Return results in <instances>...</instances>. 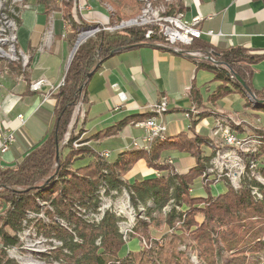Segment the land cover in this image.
Instances as JSON below:
<instances>
[{
	"label": "trees",
	"instance_id": "trees-1",
	"mask_svg": "<svg viewBox=\"0 0 264 264\" xmlns=\"http://www.w3.org/2000/svg\"><path fill=\"white\" fill-rule=\"evenodd\" d=\"M97 1L108 4L113 11L109 13L107 26L141 15L142 2L139 0ZM38 2L43 3L47 11L55 7L51 0ZM75 4L76 0H62L60 3L62 18L70 28L67 39L71 46L80 28L96 24L85 21L77 10H73ZM162 4L166 6L162 16L184 14L188 10L182 0L173 3L162 0ZM11 8L15 14L9 13V16L18 26L19 8L16 5ZM122 9H128L129 13ZM149 30L152 34L146 38ZM162 44L164 41L158 34V27L144 25L106 33L100 30L77 48L63 84L51 95L55 102L53 111L47 112L41 106L36 111L37 117L48 126L42 142L31 146L25 141L29 152L14 166L0 170V264H14L4 258L6 248L20 246L18 236L29 228H33L37 237L59 242L50 254V261L59 264H193L189 249L199 264H264V186L247 177L235 189L224 178L221 180L224 191L212 196L210 185L214 180L203 183L201 177L213 158V152L204 155L203 151L209 140L188 134L193 133L202 119L220 117L221 114L212 108L232 94L240 95L246 108L264 113V90L257 91L250 83V66L263 60L264 55H251L240 47H214L202 39H194L190 45L181 47V52ZM128 46H131L128 50L155 47L181 56H186L188 51H199L215 63L208 58H188L197 70L212 73V82L217 85L208 92L206 99L200 90L191 88L190 100L195 111L190 112L188 132L172 137L164 135L155 139L148 149L131 147L120 152L115 159L109 157L112 161H108L109 158L101 157L86 145L74 147L72 143L78 142L80 132L74 135L75 129L68 128L77 102L85 107L88 105L89 74L94 75L100 69L101 64L111 57V51ZM8 68L25 76L26 72L19 63H12ZM236 77L246 83L251 96L248 97ZM155 115L153 112L128 116L90 139L110 137L130 122ZM232 124V130L239 131V126L236 128ZM67 130L70 136L64 142ZM253 135L260 142L254 152L242 154L247 173L251 172L250 163L259 165L264 162V131L255 129ZM170 150L188 154L195 160V165L185 173L174 172L173 166L160 161L161 154ZM85 155L92 156V159L75 168L74 162ZM141 159L146 161L148 168L164 174L132 184L124 182L123 176ZM256 171L264 178V166L257 167ZM198 178L202 179L204 198L192 197L190 193L194 180ZM122 192L127 193L129 207L135 213L141 209L148 220L138 218L130 238H144L149 242V248L122 252L125 246L119 229L122 217L107 209L99 220L95 218L106 199H116ZM41 214L43 218L39 216ZM156 215L162 217L164 228L153 235L152 229L160 225Z\"/></svg>",
	"mask_w": 264,
	"mask_h": 264
},
{
	"label": "crops",
	"instance_id": "crops-1",
	"mask_svg": "<svg viewBox=\"0 0 264 264\" xmlns=\"http://www.w3.org/2000/svg\"><path fill=\"white\" fill-rule=\"evenodd\" d=\"M61 1L51 0L55 7L50 11H47L38 0H26L23 7L19 8L17 45L30 59V65L25 76L16 74L11 68H5L6 75L2 78L3 81H0L1 116L5 120V125L15 131L16 137L10 150L0 158L1 168L18 163L29 152L24 142H29L31 146L39 145L48 129L46 123L36 115L40 106L47 112L53 111L55 102L43 100L49 91L48 88L44 87L39 92H32L27 88L29 82L39 77L46 78L51 84H57L65 77L71 45L67 39L70 28L62 18ZM81 1L91 6L90 11L80 12L88 22H98L99 18L104 16L102 11H105V6L97 0ZM182 2L188 9L187 13H184L186 20L200 17V28L213 32V35H203L201 38L203 41L214 47H240L248 50L251 55H264V0H182ZM51 18L53 40L48 44L46 35ZM188 57L190 56L174 55L155 47H141L119 52L103 62L87 84L88 105L83 110L81 120L86 146L99 154L109 152L111 158L115 159L120 152L131 148L134 140L140 141L145 137V131L135 126L140 121L130 122L110 137H101L97 140H91L90 137L128 116L153 113L154 107L162 102L166 103V110L154 118L165 123L167 128L165 135L172 137L183 131L188 132L189 119L185 118L184 112L192 107L191 88L200 90L206 99L208 92L217 85L212 82V73L203 69L197 70ZM250 69L252 87L257 91L264 90V59L251 65ZM212 109L220 114L231 112L237 114L245 111L253 115L254 120L264 122V113H256L246 108L238 94L224 97ZM18 115L24 118L21 126L16 121ZM215 122L214 117L202 119L194 127L193 133L188 132L190 136L196 134L209 140V145L203 151L204 155H211L213 152L212 157L215 149L221 148L214 146L217 143L214 140L217 131ZM242 122L243 125H232L240 126L239 135L246 137L248 134L245 130L246 122L245 120ZM85 157L89 161L92 159L90 155ZM168 160L172 161L173 167L179 173H185L195 165V160L188 154L173 150L161 154V162ZM162 174L164 173L148 168L146 161L141 159L123 176V180L132 184L134 181L139 182ZM222 185L221 181L210 185V194L212 196L221 194L224 191ZM192 192L191 189L192 197L206 196L203 184L195 195ZM107 200L106 203L110 202ZM136 240L131 241L135 249L129 246L126 251L139 250Z\"/></svg>",
	"mask_w": 264,
	"mask_h": 264
},
{
	"label": "rangeland",
	"instance_id": "rangeland-1",
	"mask_svg": "<svg viewBox=\"0 0 264 264\" xmlns=\"http://www.w3.org/2000/svg\"><path fill=\"white\" fill-rule=\"evenodd\" d=\"M6 1L7 0H0V15H1V10H3V5L4 4L6 5ZM139 1L142 2L141 15H139L138 17H136L134 19H124V20H122L119 23H114L113 22L109 26H107L106 23H107V20H108L109 13H113V11H111V8H110V6L108 4H105V5L103 4L106 7V8L104 7L105 11L104 10L102 11V14L104 16L100 17L98 15V17H100L99 18L100 20H98V22H96V24L95 23L93 25L90 24L89 26L80 28L78 30V35L75 38V42L77 41V47L74 50L75 42H74V44L72 46L69 47L70 56H69V61L67 62L68 65H69V62L71 61L74 53L76 52L77 48H79V46L83 42H85L87 39L92 38L93 36H95V34L98 31H100V30L101 31H105V33H106V32H113V31H120L122 29L129 28V27H139V26H144V25L156 26L154 24H151L152 21H150V20H152L153 18H155L157 16L156 12H154V11H156V8H158V9L163 8V10L166 9V6L164 4H162V0H139ZM165 2L166 3H171V2L173 3V2H175V0H165ZM24 4L25 3L23 2V0H16L13 5H16L18 8H20V7H23ZM82 5H84V6H82ZM73 10H77L79 12V14H80V12L82 10L90 11L91 10V6H88L86 3L84 4V2H82L81 0H76V4L73 6ZM163 10H162V12H163ZM122 11L129 13L128 9H124V10L122 9ZM0 21H1V17H0ZM69 21H70V19H69ZM85 21H87V20H85ZM100 21H102V22H100ZM52 23H53V19L51 18L50 23H49V29H48V32H47V35H46L47 36L46 37V42L48 44L51 43L52 40H53ZM89 23H92V22H89ZM17 29H18L17 26L13 30H12V28H9V30L12 33H14V35L16 36V40H13V41L11 40V42L13 43V46L15 47L14 48L15 51H13L14 49L13 50L11 49L12 51H10L9 50L10 47H8V44H6V43H5L6 45L0 47V81L1 82L3 81L2 78H4L5 75H6L5 74L6 73L5 72L6 69L12 63H14V64H18L19 63L21 68H22V71H25V72L27 71V69H28V67L30 65V59L28 58V56H26V54H24L20 50L19 46L17 45ZM82 33H83V35H88V36L84 37V38H83V36L80 37V34H82ZM1 34H2V28L0 27V39L3 38V36ZM3 50L5 51L6 55L2 54ZM12 52H14V54H15V57H13V58H11L12 57ZM188 52H191V53L196 52L197 53L196 56L194 55V56H190V57H197V58H203V59L204 58H208L209 60L211 59L210 57H208L207 55H205V54H203V53H201L199 51H188ZM186 53H185V55H186ZM186 56H189V55H186ZM38 80H43L44 81V86L42 87V89L44 87H47L48 90H49L47 95H45L43 97V99H44V98H47V96H48L47 101H45V102H48L49 100H53L51 95H52L53 92H55L63 84L64 77L57 84H51L46 78H43V77L40 78L39 77V79H37L35 81H32V82H29V86H28L29 90H30V85H32L33 83H35ZM51 86H52V88H51ZM49 95H50V97H49ZM242 101H243V99H242ZM243 103H244V101H243ZM84 108H85V105L82 106L80 102H77V104H76V106L74 108L72 122H71V124L69 125V128H68V130H70L72 127L75 129L74 130V135H77L80 132L79 135H77L78 138L76 139V140H78V142L72 143V145H74V147H78L80 145L81 146L86 145L85 144L86 142L83 139V133H84L83 123L81 122V120L83 119L82 115H83ZM154 109H156V108L154 107ZM0 110H1V105H0ZM158 115H155V117L158 116ZM221 115L226 116L230 120H234L235 125H243L242 121L245 120V122H246L245 130L248 133L247 135L254 134L255 127H256V129L264 130V122H262V121H260L258 119H257L258 121L254 120L255 117H253V115H250V113L247 114L245 111L237 113V114L231 112V113H227V114L224 113V114H221ZM0 120H2L5 123V120H3L2 116H1V111H0ZM229 125L231 126V124H229ZM235 125H234V127L238 128ZM68 130H67V133L64 136V142L68 141V137L70 136L69 135L70 131H68ZM233 131L235 132L236 136H238L240 138L242 137V135L241 136L239 135L237 130H233ZM14 136H15V134H14ZM215 137H216V139H214V140H216L217 143L214 144V146L215 147L216 146L222 147L223 143H222V140L220 139L221 137H220L219 131H216V136ZM15 140H16V137H15ZM134 141L136 142V140H134ZM148 148H150V147H148ZM222 148H224V147H222ZM218 149L219 148H216L215 152L218 153V151L221 150V149H219V150ZM238 151L239 150L234 151V152L235 153L237 152L236 155H239L242 158L243 155L241 153H238ZM103 153H105V152H103ZM226 153H227V156H225V154L222 155V157L220 158V162L218 161L216 163V165L218 167H220V170H222V169L225 170V168H226L225 165H231L233 163H239L240 159H237V160L235 158L232 159L231 155L228 152H226ZM102 154H100L101 157H103ZM219 155H220V153L216 154V157L219 156ZM109 156H110V153H109ZM110 160H111V158L108 159V161H110ZM242 161H243V164L245 166V170H243V175L239 178L241 181H238L236 179L238 177L234 178L235 180H237L236 181V185L237 186H241L243 184V182H244V178L249 177V178H253L258 183H260V184H262L264 186V178H262V176H260L259 173H257V171H256L257 167L264 166V162L259 163V165H256L255 162L250 163V164H253L254 167L250 168L251 165L249 164V169L251 170V172L247 173L246 172V164H245L243 159H242ZM88 162H89V159H87L86 157H83L82 159H79V160L75 161L73 166L75 168L81 167V166L86 165ZM165 163L169 164L170 166H173L172 161L170 163V160L166 161ZM174 172H177V170H174ZM218 175H219V173L216 172V171H214L213 173L203 172L201 177L203 178V183H209V182H211V179L214 180L213 181L214 183H217V182H220L221 180L224 179V177L221 178V177H218ZM201 180H202L201 178H198V179L194 180V183H193V186H192V191H193L192 194L195 195L196 191L199 190V187L202 186ZM126 182H127V180H126ZM213 184H211V185H213ZM230 184L232 185L231 182H230ZM222 186L225 189L224 185H222ZM237 189H238V187H237ZM126 192H122L119 195L118 198H116V199L113 198L112 200H110V202H107L106 203L107 208L102 209V210H107V209L109 210L110 209L114 213H118V216L122 217V220L119 223L120 232L122 234L125 233V235L122 237L123 238V242H125V246L123 247V251L122 252H125L129 246H130V248L133 249L134 247L131 245V241H133L135 239H137L136 241L138 243L139 250L145 249L147 247L149 248L150 244L144 238L139 237V236H135V237L132 236L130 238V235H133V230H134V226H135L136 220L138 218L139 219H143V220H145L147 222H148V220L146 218H144L141 209H140V211H137L136 213L135 212H131L128 209L127 204H129V199L127 197H125L126 196L125 194H127ZM193 197H195V196H193ZM117 206H119L120 208L116 209ZM168 208H169V206L167 207V209H164V211L168 210ZM182 208H183V206H182ZM1 212H2V210L0 211V214H1ZM119 212H121V213H119ZM139 212H141V213H139ZM155 218H156V220L159 221L160 225H159V227H157V229L152 227L153 228L152 229V234L153 235L156 232H160L161 230L163 231V228H164L162 217H157V215H156ZM55 248H57V245H55V244L48 243V242L46 243V241L43 242V241H41V239H37V237L30 236V237L26 238V241H24V249L23 250H18V256H20L21 259H19L18 257H15L16 258L15 259L10 254L9 255L7 254L6 256H4V258L12 260V263H14V264H59L56 261H50L51 251L53 249H55ZM20 251H22L21 253H23L22 256L19 253ZM136 251H138V250H136ZM0 254H1V252H0ZM188 255L190 256L191 263L199 264V262L197 261V258L194 255V252L192 250H190V249L188 250ZM17 259H19V260H17Z\"/></svg>",
	"mask_w": 264,
	"mask_h": 264
},
{
	"label": "built area",
	"instance_id": "built-area-1",
	"mask_svg": "<svg viewBox=\"0 0 264 264\" xmlns=\"http://www.w3.org/2000/svg\"><path fill=\"white\" fill-rule=\"evenodd\" d=\"M15 1L16 0H11L10 2H8L7 0L6 5L5 4L3 5V10H1V15H0L1 17L0 27L2 28L1 35L3 36V38L0 39V47L8 44V47H10L9 49L10 51H12L15 48L11 40L12 41L16 40V36L14 35V33H12L9 30V28H12L13 30L17 26V24H15L16 23L15 20L9 16V13L15 14L13 9L11 8V6L14 4ZM162 10L163 8H160V9L156 8V11L154 12H156L157 16L150 21H152L151 24H154L158 27V34L162 36L163 41H164V44H162V46H164L165 48H170L173 51L175 50V52H181V47L190 45L194 39H201L203 35H213L212 31H205L200 28V23H201L200 17H193L190 20H186L182 13H179L176 15H170V16H162V13L164 12V10L163 12ZM151 34H152V30H149L145 34V37L148 38L149 36H151ZM13 51H15V49ZM2 54H5L4 50ZM196 54H197L196 52L186 53V55H189V56H194V55L196 56ZM13 57H15L14 52H12L11 58ZM210 61L215 63V61L212 59H210ZM43 86H44V81L38 80L32 85H30V91L39 92ZM47 98L43 99L44 102L47 101ZM155 108L157 110L154 109L153 112L156 114H161L165 112L166 110V103L162 102L161 104L155 106ZM194 111H195L194 107L192 106L187 112H184L185 118L189 119L190 112L193 113ZM16 121L18 122L19 126L23 125L24 123L23 116L18 115L16 118ZM215 121H216L215 127H216V130L219 131L220 133V137H221L220 139L222 140V143H223L222 147L224 148L221 147L222 148V149L220 148L221 150L218 149L219 150L218 153H220L219 156L216 157V154L218 153L217 152L214 153V156L212 160L210 161V166L208 168L206 167V170L204 172H208V173H213L214 171L218 172L219 173L218 177H221V178L224 177L228 179L232 183V187L237 189V187L239 188L240 186L236 185V181L237 180L241 181L239 178L243 175V170H245V166L243 164L241 156L236 155L237 152L235 153L234 151L239 150L238 153H241V154L252 153L255 151V148L257 147V145H259L260 141L253 134L247 135L246 137L244 136L241 138L236 136V134L234 133V131L231 129L229 125L230 123L235 124V122L234 120H230L226 116L221 115L220 117H217ZM135 126L140 127L145 131L144 138H142L140 141L136 140V142L135 141L132 142L131 147H135V148L148 149V147L151 146V144L153 143L155 139L163 137L167 132L166 125L163 124L162 121L154 117L140 121L136 123ZM14 132H15L14 130L9 129L5 125V123L2 120H0V157L3 154L7 153L10 149V146H12L13 143L15 142ZM226 152H228L231 155L232 159L235 158L236 160L237 159H240V160H239V163L225 165L226 166L225 170L224 169L220 170V167H218L216 163L218 161L220 162V158L222 157V155L225 154V156H227ZM102 156L104 158L110 157L109 152L103 153ZM250 165H251L250 168L254 167L253 164H250ZM0 169H2L1 166H0ZM235 177H238L236 178L237 180L234 179ZM127 206L131 212H134V210L131 207H129V204H127ZM105 208H107L106 204L102 205L99 208V214L95 216L96 220L100 219L102 213L105 211L102 209H105ZM118 208L120 207L117 206L116 209ZM116 214L118 215V213ZM39 216L43 218L42 214ZM124 235L125 233L122 234V236ZM30 236L37 237L34 234L33 228L24 229V231L20 233L18 236L20 240L19 241L20 246L6 248V254L12 255L13 258L18 257L19 259H21V257L18 256V250L24 249V241H26V238ZM37 239H41V241L43 242L46 241V243L48 242V243H52L55 245H59V242L55 241V239L46 240V239H43L42 237H37ZM21 252L22 251H20L19 253L22 256L23 253Z\"/></svg>",
	"mask_w": 264,
	"mask_h": 264
},
{
	"label": "water",
	"instance_id": "water-1",
	"mask_svg": "<svg viewBox=\"0 0 264 264\" xmlns=\"http://www.w3.org/2000/svg\"><path fill=\"white\" fill-rule=\"evenodd\" d=\"M76 47H77V41H76L75 44H74V50H75ZM130 48H131V46H128V47H121V48H118V49H115V50L111 51L109 55H110V56H113V55H115V54L118 53V52H122V51L128 50V49H130ZM91 76H92V75L89 74L88 77H91ZM236 79L239 81V83L241 84L243 90L246 92V94L248 95V97L251 96V90H250L249 87L246 85V83L243 82V80H241L239 77H236ZM56 160H58V154H56Z\"/></svg>",
	"mask_w": 264,
	"mask_h": 264
},
{
	"label": "bare ground",
	"instance_id": "bare-ground-1",
	"mask_svg": "<svg viewBox=\"0 0 264 264\" xmlns=\"http://www.w3.org/2000/svg\"><path fill=\"white\" fill-rule=\"evenodd\" d=\"M81 36H83V38H84V37H87L88 35H83V33H82V34H80V37H81ZM83 38H82V39H83ZM80 39H81V38H80ZM80 41H81V40H80Z\"/></svg>",
	"mask_w": 264,
	"mask_h": 264
}]
</instances>
